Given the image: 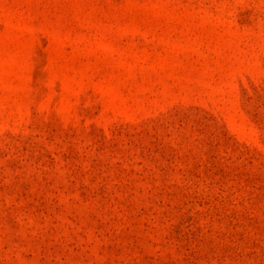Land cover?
<instances>
[{
    "label": "rangeland",
    "instance_id": "1",
    "mask_svg": "<svg viewBox=\"0 0 264 264\" xmlns=\"http://www.w3.org/2000/svg\"><path fill=\"white\" fill-rule=\"evenodd\" d=\"M0 264H264V0H0Z\"/></svg>",
    "mask_w": 264,
    "mask_h": 264
}]
</instances>
